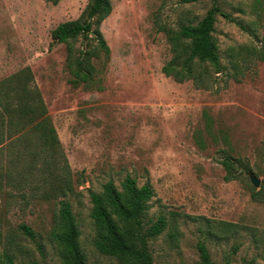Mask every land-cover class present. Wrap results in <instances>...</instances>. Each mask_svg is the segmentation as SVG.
<instances>
[{
	"label": "rangeland",
	"instance_id": "obj_1",
	"mask_svg": "<svg viewBox=\"0 0 264 264\" xmlns=\"http://www.w3.org/2000/svg\"><path fill=\"white\" fill-rule=\"evenodd\" d=\"M89 2L0 0V82L30 70L60 140L59 169L70 182L66 195L47 197L48 157L34 134H27V147L8 138L0 144V263L9 254L15 264H62L53 234L65 200L88 264H122L95 247L90 191L102 192L110 180L121 189L131 175L156 192L149 217L169 222L150 242L154 264H195L199 241L217 263L264 264V60L253 55L264 52V0H111L100 25L110 53L92 59L93 80L74 83L67 44L53 32L84 18ZM214 5L233 20L219 14L213 32L224 69L208 65L202 83L166 76L169 62L183 61L171 37ZM71 44L78 55L87 43L79 37ZM96 47L91 39L89 48ZM202 69L196 64V74ZM225 157L235 160L239 179L225 180ZM202 218L236 228L212 231Z\"/></svg>",
	"mask_w": 264,
	"mask_h": 264
},
{
	"label": "trees",
	"instance_id": "obj_2",
	"mask_svg": "<svg viewBox=\"0 0 264 264\" xmlns=\"http://www.w3.org/2000/svg\"><path fill=\"white\" fill-rule=\"evenodd\" d=\"M181 1L189 4L199 0ZM112 9L111 0H90L84 18L62 23L54 30V40L67 44L69 68L74 83H88L93 80L95 68L92 59L99 55V51L106 55L110 53L107 41L100 31V25L111 14ZM219 14L233 21L228 14L221 12L219 6L214 5L197 25H184L171 37L173 52L176 57L181 56L183 61L180 63L175 59L169 62L163 69L166 76L173 77L180 83L193 78L202 83L208 65L213 66L218 73L224 69L217 40L213 36ZM79 37L87 44L86 48L76 55L71 42H75ZM91 39L97 41L96 48H89ZM253 55L256 59L264 60V52L256 51ZM196 64L203 67L198 74L195 72ZM27 134L35 135L41 152L48 157L42 170L44 185L49 189L47 197L57 192L66 195L65 187L68 186L70 190V182L62 172L64 168L62 171L59 169L58 158L62 154L60 140L30 70L24 69L0 82V144L8 138L21 140L27 147L28 144L24 143ZM24 152L25 150L18 152L17 162L24 158ZM35 153L31 154L33 160L39 156ZM22 164L26 169L34 170V167L28 166L25 161ZM221 164L227 171L226 181L239 179L233 158L225 157ZM67 171L66 166L65 172ZM258 194H253V197H257ZM155 195L151 184L147 182L139 186L137 179L131 175L123 180L121 189L110 180L103 185L102 192L90 191L91 218L96 228V249L103 255L118 259L122 264H154L150 242L156 240L169 227L164 215L158 216L155 221L149 217L151 207L149 203ZM173 216L177 219L180 214L173 213ZM202 219L207 221V226L212 231L216 229L226 232L236 228V225L228 222ZM173 227L174 230L177 229V225L174 224ZM22 229L28 236L33 237V231L29 227L23 225ZM173 234L175 235V231ZM80 236L72 205L64 200L61 202L53 234V239L61 250L62 264H88L87 256L81 247ZM197 247L199 260L195 264H232L230 259L222 263L215 262L204 241H199ZM237 249L238 247L234 246L233 253L237 252ZM0 264H15V260L6 254ZM30 264L40 263L34 261Z\"/></svg>",
	"mask_w": 264,
	"mask_h": 264
},
{
	"label": "water",
	"instance_id": "obj_3",
	"mask_svg": "<svg viewBox=\"0 0 264 264\" xmlns=\"http://www.w3.org/2000/svg\"><path fill=\"white\" fill-rule=\"evenodd\" d=\"M252 182H253V184H255L256 186H260V180L259 179H257V178H252Z\"/></svg>",
	"mask_w": 264,
	"mask_h": 264
}]
</instances>
